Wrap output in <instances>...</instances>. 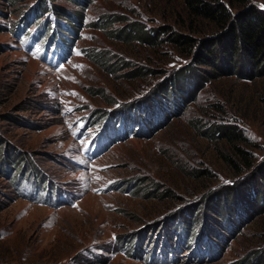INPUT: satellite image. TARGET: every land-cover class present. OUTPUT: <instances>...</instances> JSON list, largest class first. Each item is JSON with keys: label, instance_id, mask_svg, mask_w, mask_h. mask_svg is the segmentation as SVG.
<instances>
[{"label": "rangeland", "instance_id": "374dc122", "mask_svg": "<svg viewBox=\"0 0 264 264\" xmlns=\"http://www.w3.org/2000/svg\"><path fill=\"white\" fill-rule=\"evenodd\" d=\"M36 1L0 0V264H161L164 251L168 264H240L264 254V212L230 202L224 216L212 217L199 205L264 166V76L204 71L195 93L177 89L180 105L170 106L163 124L147 131L152 123L144 121L145 136L131 132L135 117L119 115L129 137L115 142L108 129L126 136L125 129L102 111L151 95L192 65L195 47L174 36L200 40L217 31L216 23L195 16L187 0H50L47 13L32 10L10 31L9 20ZM37 16L40 23L28 28ZM132 22L155 31L159 43L128 39ZM48 25L63 28L64 37L55 31L54 49L73 45V55L42 51ZM101 52L102 66L92 59ZM30 60L46 69L34 71ZM140 67L147 74L127 76ZM218 125L231 126L247 144L215 136ZM86 130L107 140L108 149H95ZM19 164L25 172L14 178ZM180 209L187 224L171 219ZM173 231L180 241L168 240ZM151 250L159 256L152 263Z\"/></svg>", "mask_w": 264, "mask_h": 264}, {"label": "trees", "instance_id": "16d2710c", "mask_svg": "<svg viewBox=\"0 0 264 264\" xmlns=\"http://www.w3.org/2000/svg\"><path fill=\"white\" fill-rule=\"evenodd\" d=\"M187 2L190 8H192L191 11L194 12L193 14L195 16L213 20L219 30L217 29V31L213 32V34L211 33L210 36H205L200 40L192 38L188 35L174 36V42L179 43L180 45L189 44L195 47V50H192V65H190L184 70H178L173 73V78L165 81L164 83H161L159 86H156L154 90L152 89L151 95L142 98L137 102L125 104V106L119 108L118 110L112 109L111 111H102L106 113V117L113 116L114 119L116 117L114 113L133 117L136 116L139 121L145 120L147 122L152 123V125H148L150 131L156 128L155 126L163 124L167 120V118L172 115V113L170 112L171 105H180L179 100L175 97L178 88L184 89L185 87H192L191 93L196 92V90L199 88L198 86L201 85L205 80L204 77H206V74L204 73V71L207 73V75L216 76V74H231L237 75L240 78H245L248 80H253L257 77L264 76L263 5L254 4L250 2V0H187ZM229 2L232 3L233 6L237 7L236 11H233L228 8L227 4H229ZM49 3L50 0H41L33 2L31 6L25 9L19 19L9 20V30L12 29L14 31L16 26L21 24L24 16L31 12L32 9L36 10L38 15L42 14L43 12L47 13L50 8ZM56 8L58 13L60 14L61 11L64 12L65 10V8L59 7L58 5L56 6ZM50 10L55 14V17L58 18L56 11L52 9ZM118 18L116 16H112V20H117ZM38 21L39 20L37 16L36 20L31 22V25L28 27H36L37 24L40 23ZM44 23L49 22L44 21ZM0 27L3 28L2 25ZM4 28L7 29L5 26ZM141 29L142 28L139 23L132 22L128 25L127 29L125 30V34L129 36L128 39L137 38L138 40L140 39V41L142 40L143 42L149 43L150 45H155L159 43V36L155 34V31L144 32ZM159 29L161 30V32H163V29ZM56 30L57 32H60V34L62 33L61 35L63 36L62 27L59 26V28L57 29H52L50 25H48L47 29L42 31V35L44 34L45 38L48 39V42L51 40L55 41ZM59 40L63 42V39L59 38ZM64 45L65 44H63V46ZM65 48L67 49L69 54V51L73 48V45H67ZM92 59L93 61L102 66L103 60L107 61V56H105L104 52H101L94 54ZM122 64L126 67L129 66L126 61H124ZM203 67H206V69L202 72H199L198 68L202 69ZM112 68L115 71L114 66H112ZM208 68H210L211 70L208 71ZM135 71H138L140 74L135 75L136 72H133L131 74L127 73V76L131 75L132 77H134L137 75H145L147 74L148 69L140 67L139 70ZM156 111H159L161 114L159 115V112L158 114H156ZM150 114H152L151 117L148 116ZM89 116L92 117L91 114H88L87 117L83 118V120H87ZM106 117L104 120H106ZM215 128L217 129L215 136H219V138L221 139L231 140L233 143H241L245 145L247 144V139L244 138L240 133L233 131V128L231 126L218 125ZM142 136L144 135H141V137ZM4 147L5 146L0 142V161L1 153L3 152L2 149ZM238 150L241 151L243 155L247 154L245 149L238 147ZM14 156L16 155L14 154ZM20 159L21 158H19V160ZM16 164L17 162L14 164V166H16ZM0 165H2V163ZM19 165L20 166H18L17 170L15 171L17 173V176H14V178H18L25 172L23 168L20 169L23 164ZM1 167L2 166H0V168ZM258 167L255 168L253 173H251L253 175L248 177L244 182H242L241 184H233L232 186L227 187L225 190H222L224 192H219L213 195L209 202L208 198L210 194L204 196V199H202L201 204H199L201 205V209L205 208L206 206V214H211L212 217H222L224 216L225 207L229 206V204L227 205V203L232 202L233 206L238 205V208L248 207V209H251L252 211L258 210V213H263L264 166H262V164H259ZM141 183H139V185ZM137 188L140 187L137 186ZM53 190L59 192L61 189L56 188ZM190 207L191 206H187L185 210L189 209ZM173 214L174 215L171 218L172 220L180 219L183 224H187V222H189V220H187L186 218V215H184V210L181 211L180 209L178 212H174ZM194 221L195 220H193V222ZM136 237L134 238V241L137 242ZM167 238L169 241L171 240L176 242L180 241L181 236L173 231L172 233L168 234ZM134 249L136 250V248L130 249V253ZM261 251L263 253V250ZM171 261H173V259ZM240 264H264V254L259 257L255 256L254 258L248 256L247 260L241 261Z\"/></svg>", "mask_w": 264, "mask_h": 264}, {"label": "bare ground", "instance_id": "6f19581e", "mask_svg": "<svg viewBox=\"0 0 264 264\" xmlns=\"http://www.w3.org/2000/svg\"><path fill=\"white\" fill-rule=\"evenodd\" d=\"M40 37H41V36H40ZM17 56H18V57H21V54H17ZM29 64H30L31 68H32L34 71H37V70H45V69H46V67H45L42 63H40V62H38V61H32V60H30V61H29Z\"/></svg>", "mask_w": 264, "mask_h": 264}]
</instances>
